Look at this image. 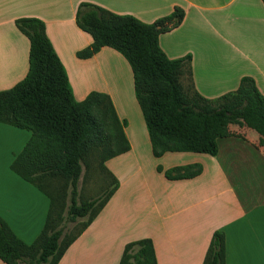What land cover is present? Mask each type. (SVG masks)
Returning <instances> with one entry per match:
<instances>
[{
	"label": "crops",
	"instance_id": "crops-1",
	"mask_svg": "<svg viewBox=\"0 0 264 264\" xmlns=\"http://www.w3.org/2000/svg\"><path fill=\"white\" fill-rule=\"evenodd\" d=\"M82 2L146 23L183 9L180 24L158 37L169 58L190 56L180 78L183 87L213 99L235 90L248 76L264 95L263 0H0V90L12 87L28 70L29 40L15 20L37 17L64 65L75 100L91 91L107 94L130 147L104 162L118 187L57 264H118L125 244L141 238L152 240L157 264H179V254L184 264H202L217 229L225 234V264H264V146L256 147L259 135L243 127V137L218 138L215 156L166 152L154 157L126 59L107 46L89 58L76 55L92 41L76 24ZM30 134L0 122V217L27 244L41 231L49 207L47 196L10 168ZM143 149L162 171L144 172L143 155H137ZM167 155L173 162L162 165ZM190 163L202 165L193 178L171 180L163 174ZM142 183L145 193L137 186ZM126 184L127 193L120 195Z\"/></svg>",
	"mask_w": 264,
	"mask_h": 264
},
{
	"label": "trees",
	"instance_id": "trees-1",
	"mask_svg": "<svg viewBox=\"0 0 264 264\" xmlns=\"http://www.w3.org/2000/svg\"><path fill=\"white\" fill-rule=\"evenodd\" d=\"M183 16V9L176 7L170 14L146 23L130 14L82 2L76 11V24L92 41L76 55L89 58L107 46L126 59L154 157L166 152L215 156L218 138L244 136L230 130L232 124L255 131L259 135L256 147L264 146V95L251 77L243 76L235 90L213 99L183 87L180 78L184 61L190 56L169 58L158 42L159 35L179 25ZM14 23L29 40L28 70L12 87L0 90V122L31 133L10 168L45 194L49 207L41 231L30 244L0 217V260L6 264H57L118 187L104 162L130 147L124 123L107 94L91 91L83 100H75L44 22L37 17H21ZM93 159L99 161L113 187L102 196L77 203V181L82 168H89ZM157 170L162 171L161 166ZM201 171L200 163H190L170 167L163 174L171 180L188 179ZM68 183L71 218L87 219L75 234L59 242L56 227ZM155 257L152 240L141 238L125 244L118 264H157ZM202 259V264H225L223 230L212 232Z\"/></svg>",
	"mask_w": 264,
	"mask_h": 264
},
{
	"label": "rangeland",
	"instance_id": "rangeland-1",
	"mask_svg": "<svg viewBox=\"0 0 264 264\" xmlns=\"http://www.w3.org/2000/svg\"><path fill=\"white\" fill-rule=\"evenodd\" d=\"M243 127H239L236 124H232L230 126V129L233 132L236 133H240L242 134V129ZM252 133H256L255 131L251 130ZM145 150L143 149L141 152L139 151L137 153L138 157L143 155V161H141V166H143L144 168V172H146L148 175L151 174H155L157 173V170L155 169V163L157 160H155V158L151 155V152L148 150L147 154L144 153ZM171 154V153H170ZM147 155V158L145 159V156ZM123 158H120V160H122ZM129 159V162H132L134 164V160H132V157L127 158ZM141 159V157H140ZM145 162V164H144ZM173 162V160H171V156L167 155L165 156V159H161V164L162 165H166L168 163ZM186 165V164H184ZM110 166H112V163L110 164ZM106 167V166H105ZM108 169V167H106ZM109 170V169H108ZM137 186H140L139 189L141 192L145 193L146 192V188H145V184H139ZM113 187V182L110 180V178H108V176L104 173L103 169H101L100 165H99V161H96L95 159H93V161L90 163L89 168L85 169L84 167L82 168V173L79 177V180L77 181L76 184V194L74 196V199L77 203H79V201L81 202L82 200L85 199H94L97 198L99 196H102L106 193V191L110 190ZM127 188H128V184H126V189L122 190L120 192V195L127 193ZM71 185L68 183V185H66V189L64 192V206L61 210V218L57 224L56 229L60 232V237H59V242H63L64 238L66 239L67 237H70L71 235L75 234L83 225V223L86 221L87 216L85 217H81V218H77V219H72L71 215L69 214V206L71 203ZM129 191V190H128ZM208 194V193H207ZM210 199V198H209ZM214 200V198H213ZM210 201L207 200L203 205H205V207L207 208ZM213 213H211L209 216L211 219H213ZM175 219V218H174ZM171 219V220H174ZM142 219L138 220L136 222L135 225H137V227L140 229L141 225L139 224V222ZM132 223H129V225L132 228ZM201 247L198 249V251H200ZM203 249V248H202ZM201 249V251H202ZM205 254V251L203 253V256ZM202 256V254H201ZM176 259L178 260L179 264H184L183 263V257L179 254L178 256H176Z\"/></svg>",
	"mask_w": 264,
	"mask_h": 264
}]
</instances>
